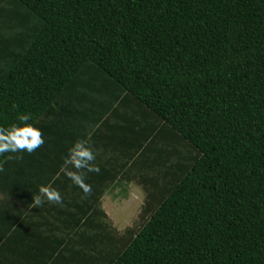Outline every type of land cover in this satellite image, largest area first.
Returning a JSON list of instances; mask_svg holds the SVG:
<instances>
[{
	"label": "trees",
	"instance_id": "1",
	"mask_svg": "<svg viewBox=\"0 0 264 264\" xmlns=\"http://www.w3.org/2000/svg\"><path fill=\"white\" fill-rule=\"evenodd\" d=\"M23 113L44 143L0 154V264H264V0H0V128Z\"/></svg>",
	"mask_w": 264,
	"mask_h": 264
},
{
	"label": "clouds",
	"instance_id": "2",
	"mask_svg": "<svg viewBox=\"0 0 264 264\" xmlns=\"http://www.w3.org/2000/svg\"><path fill=\"white\" fill-rule=\"evenodd\" d=\"M31 116L29 113L19 114L16 117V121L7 129L0 128V154L3 153H17L26 151L31 154L37 148H39L43 143L41 131L28 123ZM16 157L9 155L8 159H14ZM94 159L92 150L90 148L84 147L82 142H76L68 150V158H66V163L73 164L77 169L86 166V161ZM89 171H99L98 167H90ZM132 183H135L131 181ZM85 194L91 191L90 186L81 185ZM42 192L47 193L48 190L42 188ZM50 201L55 200L60 203L61 198L58 192L55 195H48L47 197ZM41 200L39 197L36 198L35 204H40Z\"/></svg>",
	"mask_w": 264,
	"mask_h": 264
},
{
	"label": "rangeland",
	"instance_id": "3",
	"mask_svg": "<svg viewBox=\"0 0 264 264\" xmlns=\"http://www.w3.org/2000/svg\"><path fill=\"white\" fill-rule=\"evenodd\" d=\"M130 184L131 190L135 193H132L130 189L126 192V194H124V192H121V194L115 196V202H117L121 206H118V209L112 211V213L107 211L109 216L114 220V225L119 232H123L127 227L133 224L134 220L137 218V215L144 200L143 190H139L134 187L135 183L130 182ZM120 190H122V188L119 187L118 189H114L113 192L118 193L120 192ZM110 193L111 192H109V194ZM109 194L107 197H105V199L111 201L114 197L110 196ZM109 203L108 207L112 208L113 206H111V204Z\"/></svg>",
	"mask_w": 264,
	"mask_h": 264
},
{
	"label": "crops",
	"instance_id": "4",
	"mask_svg": "<svg viewBox=\"0 0 264 264\" xmlns=\"http://www.w3.org/2000/svg\"><path fill=\"white\" fill-rule=\"evenodd\" d=\"M99 146H100V143H99ZM119 184H116L115 185V187H114V189H118L119 188V186H118ZM134 187H136L137 189H141V187L139 186V185H137L136 183H135V186ZM126 191H125V194H126V192L127 191H129V189L131 190V184H130V182H128V184L126 185ZM132 191V190H131ZM134 191H132V193H133ZM135 193V192H134ZM108 194H109V192H105L104 193V195H103V198H102V206H103V209L105 210V212L107 213V215L109 216V214H108V212L107 211H109L110 213H112V211H115V210H117L118 209V206L120 207L121 205H119L117 202H115V196H117V195H119V194H121V192H118V193H115V192H113L112 194L110 193L109 195L110 196H113L114 198L111 200V201H108V199H105V197H107L108 196ZM110 202V203H109ZM108 203L109 204H111V206H113L112 208H110V207H108ZM105 204H107V205H105ZM110 217V216H109ZM111 218V217H110ZM111 220H112V222H113V224H114V220L111 218ZM115 226V225H114ZM43 227H45L46 228V226H44L43 225Z\"/></svg>",
	"mask_w": 264,
	"mask_h": 264
}]
</instances>
